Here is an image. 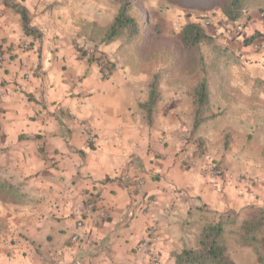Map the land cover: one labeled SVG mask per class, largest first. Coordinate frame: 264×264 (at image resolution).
<instances>
[{
    "label": "crops",
    "instance_id": "1",
    "mask_svg": "<svg viewBox=\"0 0 264 264\" xmlns=\"http://www.w3.org/2000/svg\"><path fill=\"white\" fill-rule=\"evenodd\" d=\"M17 1L40 34H26L21 16L0 0L8 53L0 61V176L20 192L6 204L23 209L4 217L22 225L0 231V264H173L216 212L264 207L262 188L180 163L181 136L193 120L181 122L176 100L151 124L138 106L145 87L125 92L120 71L103 78L76 50L71 10L49 9L55 0ZM83 120L93 123L91 144ZM146 198L155 200L149 211ZM85 202L94 203L92 216Z\"/></svg>",
    "mask_w": 264,
    "mask_h": 264
},
{
    "label": "rangeland",
    "instance_id": "2",
    "mask_svg": "<svg viewBox=\"0 0 264 264\" xmlns=\"http://www.w3.org/2000/svg\"><path fill=\"white\" fill-rule=\"evenodd\" d=\"M249 1L244 16L234 23L219 5L205 9L190 7L185 0H133L136 7L133 13L143 21L144 35L130 41L125 34L111 42H107L105 32L120 0H55L48 8L71 10L78 27L76 50L88 59L100 58L105 65L115 64L114 71H120L125 92L138 83L140 89L142 85L149 93L152 74L163 72L162 100L152 123L164 120L162 114L176 100L177 108H181L177 114L181 122L186 125L193 120L192 87L202 78H208L211 88L206 115L215 117L194 133L193 122L189 123L191 126L181 136L178 160L184 167L195 168L202 174L226 177L245 187L262 188L264 192V39L251 44L245 42L255 32L264 33V9L260 7L264 6V0ZM188 23L201 25L214 36L215 46L203 43L191 48L185 46L180 32ZM106 73L111 76L107 70ZM135 78L141 81L134 84ZM184 152L190 157L182 162L180 156ZM5 191L0 195V231L16 232L21 222L10 223L15 226L9 227L4 217L18 215L23 209L8 206L4 199L10 196L17 199L20 192ZM239 212L242 219L243 210ZM215 217L216 214L210 219ZM236 228L237 224L228 226V230ZM4 234L3 238H12ZM185 235L189 236L187 232ZM193 236L191 233V240ZM197 243L191 242L190 248L200 246V237ZM227 246L235 264H259L254 250L239 244L237 234L227 235Z\"/></svg>",
    "mask_w": 264,
    "mask_h": 264
},
{
    "label": "trees",
    "instance_id": "3",
    "mask_svg": "<svg viewBox=\"0 0 264 264\" xmlns=\"http://www.w3.org/2000/svg\"><path fill=\"white\" fill-rule=\"evenodd\" d=\"M190 7H203L205 9L219 5L224 15L232 22L239 21L249 5V0H198V3H191L185 0ZM5 4L21 16L25 33L28 35H39L40 31L31 25L29 9L20 1L4 0ZM264 9V6H260ZM133 0H120V6L113 21L106 28L105 37L107 42L118 39L125 34L130 41H137L143 35L141 18L136 16ZM264 39V33L255 32L245 40L247 44L254 43L257 39ZM180 39L187 47H195L203 43L215 46L214 36L208 34L206 30L198 24L188 23L181 32ZM96 61L103 72L104 77L112 73L116 66L113 63L105 65L100 58H91ZM205 60V58H204ZM205 71V70H204ZM163 79L161 70L154 72L148 84L149 93L145 102L140 103V107L146 112L148 121L152 124L153 116L162 100L160 84ZM211 84L208 78H202L192 87V98L194 105V118L192 133L204 123L214 118L215 115H206L207 106L210 99ZM201 146V143L199 142ZM12 189V185L0 176V195ZM244 217L234 210L216 212V217L208 219L200 233V246L197 249L185 248L175 254L173 264H235L228 252L227 235L237 234L239 244L242 247H250L254 250L259 264H264V207L249 205L243 209ZM235 230H228V226L236 225Z\"/></svg>",
    "mask_w": 264,
    "mask_h": 264
},
{
    "label": "built area",
    "instance_id": "4",
    "mask_svg": "<svg viewBox=\"0 0 264 264\" xmlns=\"http://www.w3.org/2000/svg\"><path fill=\"white\" fill-rule=\"evenodd\" d=\"M8 57V53H7V49L5 48V44L1 38V33H0V61H5ZM83 125H84V133L86 134V138H87V141L88 143H93L95 142V138H96V133L94 131V127H93V123L89 120H83ZM190 157V156H189ZM188 155L184 152L181 156H180V159L182 162H185L189 159ZM245 183H247L245 181ZM143 186V182H139L138 184V187L139 188H142ZM155 203V200L153 198H146V204L144 205V209L146 211H149L151 210L153 204ZM96 210V207L94 205V203L90 202H85L84 206H83V213L86 215V216H92L94 214ZM99 216L103 219V217H105L106 213L105 211H99ZM94 222H98V219H94ZM77 226L82 228L84 226V221L81 219L77 222ZM73 240L76 241L78 240V236L77 235H74L73 236ZM151 243V239H146L144 240L138 247V249L140 251H145L146 248H148V246L150 245Z\"/></svg>",
    "mask_w": 264,
    "mask_h": 264
}]
</instances>
